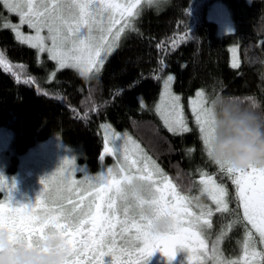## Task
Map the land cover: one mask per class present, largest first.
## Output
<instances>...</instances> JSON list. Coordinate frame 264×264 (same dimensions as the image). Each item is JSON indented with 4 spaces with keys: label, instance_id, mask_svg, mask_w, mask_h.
<instances>
[{
    "label": "snow or ice",
    "instance_id": "snow-or-ice-1",
    "mask_svg": "<svg viewBox=\"0 0 264 264\" xmlns=\"http://www.w3.org/2000/svg\"><path fill=\"white\" fill-rule=\"evenodd\" d=\"M146 2L152 5L158 0ZM143 3L144 0H0V10L8 13L0 27L10 29L20 44L35 49L38 63L41 55L47 54L57 72L69 68L81 76L96 75L122 36L137 30L135 22ZM13 15L18 17V23L11 22ZM24 26L29 34L22 31ZM187 35H173L168 41L156 43L162 55L154 73L164 71L165 56L174 52ZM23 67L14 66L0 52L3 71L15 75V69ZM154 78L161 81L160 99L155 105L159 118L169 132L188 133L191 129L181 97L172 92L174 77L156 74ZM17 81L21 82L19 76ZM22 82L34 84L35 79L27 77ZM88 100L91 102L90 97ZM209 104L203 89L189 101L204 153L218 170L214 174L197 170L198 180L193 186L198 194L183 192L155 161L141 153L131 137L125 140L122 152L120 146L114 147V142L122 139L120 133L102 124L100 159L114 156L116 167L96 177L85 175L77 180L75 174L82 169L77 167L75 157L65 158L54 173L41 178L42 189L35 201L17 206L10 203L15 185L0 176V193L5 194V199L0 200V233H7L9 244L20 241L26 248L43 253L49 251L43 246L44 240L54 233L69 251L64 264H145L157 251L171 261L178 248L187 251L188 264H264V167L248 165L237 169L211 159ZM87 116L86 111L77 118ZM132 152L136 159L131 158ZM132 180L143 184L146 192L129 195L125 188ZM225 180L232 185L231 193ZM203 197L211 203L202 202ZM233 202L235 208L230 207ZM144 208L150 215L142 214ZM216 215L235 219L210 240ZM236 223L244 227L241 254L228 258L219 245L227 235L226 229ZM106 257L110 258L107 262Z\"/></svg>",
    "mask_w": 264,
    "mask_h": 264
},
{
    "label": "trees",
    "instance_id": "trees-1",
    "mask_svg": "<svg viewBox=\"0 0 264 264\" xmlns=\"http://www.w3.org/2000/svg\"><path fill=\"white\" fill-rule=\"evenodd\" d=\"M213 2L228 9L231 30L219 32L208 17ZM6 17L8 13L0 10V23ZM135 25L137 30L127 32L100 71L89 76L69 68L57 72L45 54L38 63L35 49L20 44L10 29L0 27V52L14 66H24L16 68L15 75L0 69V126L14 131L16 155L35 141L57 134L79 152L78 163L96 171L101 161L110 159L108 155L100 159V125H111L114 131H127L138 140L182 191L195 194L197 170L214 174L217 167L204 155L189 113L188 133L173 134L161 123L152 108L161 90V81L154 75L174 77L171 88L181 97L185 111L189 99L203 89L210 99L229 96L243 107L264 112V0H161L142 5ZM184 34L187 39L165 56L164 71L154 73L162 55L156 43ZM230 47L237 50L238 67L230 64ZM27 77L35 83H23ZM86 111V118H77ZM224 183L231 193L230 182ZM230 207L235 208V203ZM232 217L217 215L215 219L222 224ZM229 235L234 237L232 232Z\"/></svg>",
    "mask_w": 264,
    "mask_h": 264
},
{
    "label": "rangeland",
    "instance_id": "rangeland-1",
    "mask_svg": "<svg viewBox=\"0 0 264 264\" xmlns=\"http://www.w3.org/2000/svg\"><path fill=\"white\" fill-rule=\"evenodd\" d=\"M159 1L161 0H158L157 3H154L152 5L158 4ZM144 4H147L146 0H144V3L142 5ZM207 14L210 19L216 22L219 32H227L232 29V22H231L229 11L225 7V5L222 4L221 2L211 3ZM10 19L12 23L19 22L18 17L14 15L11 16ZM22 31L25 34L30 33V30L27 28V26H24L22 28ZM126 33L122 36V38L126 35ZM230 53L232 57V61L230 58V64L233 65L232 62L237 63L236 48L230 47ZM194 98H195V95L191 97L190 99H194ZM159 99H160V94H159L158 100L154 103L152 107L155 113H156L155 105L159 102ZM207 99L209 103L212 100L208 97ZM189 101L187 105V111H185L182 101L180 100L181 106L183 108L184 116L189 126L188 119L190 120V118H187V114L189 113V115H191L193 124L198 128V126L194 123V118L191 112V108L189 106ZM161 123L163 124L162 121ZM101 133L103 136V131H101ZM118 133H120L122 139L120 141L114 142V147L120 146L121 152H122V145L124 144L127 137H131V140L134 141L135 144L139 145V149L141 153L143 155L150 157L144 151V149L142 148L138 140H136L131 134H129L127 131H120ZM13 136H14L13 130H11L9 127L0 126V176H3L9 185H12V184L15 185V187L12 189V192L10 194L11 195L10 203H12L13 206H17L20 204L33 203L37 195L42 189V185L40 183L41 178L51 173H54L65 158L75 157L77 167L82 169V171L77 172L75 174V179L77 180L84 179L85 175L96 177L102 172L106 173L108 168H115L118 163L116 157L108 155L110 159L107 161H101L102 163L100 167H98L96 171H92L89 168H87L86 165L78 163L76 157L79 155V152L76 149H73L68 144H66L57 134H51L49 137H47L44 140L35 141L34 143L26 147L23 151H21L20 153H17L16 155L13 152V139H14ZM102 151H103V147H102ZM131 158L132 159L137 158L135 152L131 153ZM103 160H106V155L104 156ZM122 160H123V156L121 155L120 161L122 162ZM132 172L135 173V169H132ZM196 194H198L197 187H196L195 194H192V195H196ZM4 199H5V194L0 193V200H4ZM202 202L208 203V204L211 203L210 201L207 200V197H203ZM216 216H214L213 218L214 219V229L210 236V240L215 239L216 235L220 231V228L222 226L227 225L229 220L235 219V216H234L228 219L227 221H225L224 223L219 224L217 219H215ZM226 232H227V235L224 239H222L219 247L223 251L225 257H228V258L238 257L241 254L244 227L241 223H236L230 230L226 229ZM228 232L229 233L232 232V234H234V237H231V235H229ZM105 260L107 262L110 260V258L106 257ZM145 264H188L187 251L178 248L176 256L171 261H169L167 257L163 256L159 251H157V252H154L153 255L147 259Z\"/></svg>",
    "mask_w": 264,
    "mask_h": 264
},
{
    "label": "clouds",
    "instance_id": "clouds-1",
    "mask_svg": "<svg viewBox=\"0 0 264 264\" xmlns=\"http://www.w3.org/2000/svg\"><path fill=\"white\" fill-rule=\"evenodd\" d=\"M209 106L211 159L237 169L264 167V112L243 107L229 96H217ZM125 190L135 196L145 193L146 187L132 180ZM142 214L150 215L149 209L144 208ZM43 246L49 249L47 253L30 250L20 241L9 244L7 233H0V264H64L69 258L67 246L54 233L47 235Z\"/></svg>",
    "mask_w": 264,
    "mask_h": 264
}]
</instances>
